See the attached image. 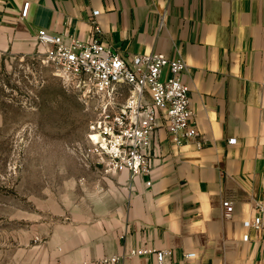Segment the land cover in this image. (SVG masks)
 <instances>
[{
	"label": "crops",
	"instance_id": "obj_1",
	"mask_svg": "<svg viewBox=\"0 0 264 264\" xmlns=\"http://www.w3.org/2000/svg\"><path fill=\"white\" fill-rule=\"evenodd\" d=\"M93 19L127 58L185 60L202 145L176 147L159 125L151 172L135 176H105L76 154L80 165L62 183L71 200L41 249L63 264H156L161 250L169 264H264V233L244 225L264 206V0H0V52H26L41 29L89 38ZM132 248L153 252L131 256Z\"/></svg>",
	"mask_w": 264,
	"mask_h": 264
},
{
	"label": "rangeland",
	"instance_id": "obj_2",
	"mask_svg": "<svg viewBox=\"0 0 264 264\" xmlns=\"http://www.w3.org/2000/svg\"><path fill=\"white\" fill-rule=\"evenodd\" d=\"M27 44L0 52V264H63L41 249V235L71 200L62 183L101 110L42 62L36 38Z\"/></svg>",
	"mask_w": 264,
	"mask_h": 264
},
{
	"label": "built area",
	"instance_id": "obj_3",
	"mask_svg": "<svg viewBox=\"0 0 264 264\" xmlns=\"http://www.w3.org/2000/svg\"><path fill=\"white\" fill-rule=\"evenodd\" d=\"M29 2L22 10L26 16ZM98 11L93 12L97 16ZM93 35L79 38L72 34L39 30L44 64L68 85L79 90L87 102L98 99L101 113L89 124L88 145L77 149L83 162L94 160L105 176L129 172L131 176L151 172L150 153L159 125L166 128L176 147L189 142L202 145V138L191 122L189 87L183 80L187 64L182 57L169 58L161 52L123 56L103 38V30L93 19ZM166 71L169 75L166 76ZM129 88L122 103L121 89ZM151 184L150 181L147 182ZM225 217L230 218L233 204L223 202ZM259 215L244 222L264 233V206L257 203ZM248 239V235L244 236ZM264 249V239L262 240ZM153 252L147 248H132L129 255ZM171 252H156V264H169ZM123 255L104 258L103 262L119 261ZM195 253L186 254L187 258Z\"/></svg>",
	"mask_w": 264,
	"mask_h": 264
}]
</instances>
